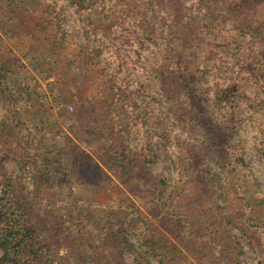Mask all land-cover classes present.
<instances>
[{
	"label": "rangeland",
	"instance_id": "1",
	"mask_svg": "<svg viewBox=\"0 0 264 264\" xmlns=\"http://www.w3.org/2000/svg\"><path fill=\"white\" fill-rule=\"evenodd\" d=\"M42 1L24 8V14L37 17ZM45 1L53 8L59 26L56 35L59 48L58 43L52 50L43 49L42 44L33 45V50L26 53L28 40L14 37V27L0 17V55L10 57L9 72H0V137L8 144V150L16 151L17 157L10 160L8 171L22 181L31 201L35 193L32 186L37 185L39 191L57 202L50 213L39 212L35 219L54 259L63 264H77L56 235V219L64 213L66 228L71 233L80 232L93 240L102 230H120L127 264H138L139 260L159 264L158 256L139 245L145 232L151 230L166 237L164 249L171 255L168 264H264V205L259 204L264 199V32L233 29L241 23L225 12L222 0H183L180 13L171 15V11L161 6L154 11L152 26L144 23L150 34L144 36L141 50L133 29L140 19L139 14L133 13L135 3L126 0V6L121 8L119 1L117 19L110 23L119 28L118 39L129 40L130 48L135 50L131 58L100 26V22L109 20L104 0H84L87 9L68 0ZM15 3L23 7V2ZM2 5L0 0V11ZM258 10L264 14V1ZM175 17L188 27L193 25V19L198 26L205 24L204 35L210 46L203 39L199 40L198 48L195 41L192 47L183 44L179 47L187 77L203 97L210 117L226 126L229 142L237 148L234 153H230V147L225 149L222 155L227 159L222 163L218 156L205 154L206 132L200 129V124L190 121L188 111L181 123L166 114L167 103L152 79V72L160 64L158 47L171 49L170 21ZM214 34L227 36L226 40H215ZM51 52L55 54L51 59L58 58V66L55 64L52 70L47 63L29 59L40 54L49 56ZM116 62L119 63L115 67ZM246 67L255 70L254 75L247 77L249 80ZM78 90L87 96L88 103L74 102L73 94ZM61 95L66 99L61 105L67 109L69 123L62 122L54 108V98L57 100ZM108 106L113 108L115 117L107 114ZM77 110L90 128L103 125L106 132L109 123L126 125L125 134L133 149L137 148V137L146 144L152 160L149 170L135 164L126 187L108 169L105 170L110 178H106L95 158L107 153L105 147L91 139L96 134H92L90 143L81 140L87 133L72 119ZM130 118L139 122L138 133L127 122ZM162 133L178 142L177 147L169 148L184 167L181 175H177L174 158L161 145ZM70 139L71 145L78 142L84 151L77 155L69 153ZM192 147H199L200 159L191 158ZM238 151L248 167L239 166L235 157ZM24 163L31 171L23 167ZM213 171L218 184L209 179ZM139 174L142 180L135 181ZM160 177L170 184L166 189L172 194L170 203L152 192L150 183ZM127 191L144 214V221L126 217L116 209L117 198L126 197ZM245 196L248 203L243 202ZM98 198L101 203L93 204ZM127 219L144 225L129 232L121 231ZM187 228L200 237L184 234ZM83 252L86 258L83 257L82 263L95 264L89 250L84 248ZM99 253L104 254L102 259L108 256L107 250ZM0 264L21 262L13 254H6L0 245Z\"/></svg>",
	"mask_w": 264,
	"mask_h": 264
},
{
	"label": "trees",
	"instance_id": "2",
	"mask_svg": "<svg viewBox=\"0 0 264 264\" xmlns=\"http://www.w3.org/2000/svg\"><path fill=\"white\" fill-rule=\"evenodd\" d=\"M68 1L77 4L78 7L82 9H87V6L83 4L84 0ZM104 1L107 6L106 11L109 13V20L100 22V26L103 30L109 33L110 40H115L118 44H120V46H123L126 53L132 58L135 54V50L130 48L129 40L124 37L118 39L121 32L118 27H115L112 23H110V20L117 19V15L119 13L117 12V8L119 6L117 2L120 1V6L122 8L126 6L127 1ZM132 1L135 3V10L133 13L140 15V19L137 21V25H133V29L140 43L141 50H143L144 47V36L146 34H150L146 31L144 23L147 22L150 26H152V16L154 11L161 6L167 12L171 11L169 14L174 15L182 11L183 3V0ZM263 1L264 0H222V4L225 12L230 15V17L240 21L241 23V26H238L239 28H236L237 26H235L233 29H243L245 32L253 29L254 31L260 30L261 32H264V14L260 13L258 10L259 5ZM15 2H23V7L21 5H16ZM35 2L38 3V0H3L2 9L0 11L1 21L7 22L9 25L14 27V37H17L20 40L25 37L28 40L26 53H29L28 50H33V45L42 44L43 49L51 48L52 50L58 43L57 47L59 48L60 41H58L56 36L59 32V26L54 20L53 8L51 5L47 4L48 2L43 0L38 5L39 9L36 14L37 17L30 14H24V8H30ZM192 23L193 25L188 27L187 23H182L180 19H177L176 17L174 20L170 21L171 31L169 34L171 37L169 39V45H171V49L162 45L158 47L160 64L158 69H155L152 72V79L159 94L167 103L166 114H170L176 122L181 123L185 121V112L188 111L190 113V121H195L196 124H200V129H203L204 132H206L205 138L207 147H205V154L210 157L218 156L219 158H217V160H220V163H222L221 161L223 159H227L223 158L222 152L225 153V149L230 147V153H234L237 151V148L230 144L226 126L210 117L209 111L204 106L203 97L199 94L187 77L185 63L183 62L182 55L180 53L182 51L180 49L181 46L179 47L180 44L192 47V42L195 41V48H198L199 40L205 39V29H203L205 28V24L198 26L194 19ZM234 23L238 25L237 21H234ZM220 29H223V27ZM4 33H7L6 29L4 30ZM212 33L213 32L209 33V35ZM213 36L215 40H220L221 42L225 41L227 37L217 34H214ZM205 41L207 46L211 45V43H209L206 39ZM51 54L52 55L49 56H44V54H40V56L36 55L34 57L31 56L29 59L31 61L36 60L38 62L47 63L50 65L48 69L52 70L55 64L58 66V58L56 56L55 60L51 59V57L55 55L54 52H51ZM9 60L10 57L7 54H3V56L0 55V72H9ZM118 63L119 62H116L114 64L115 67ZM246 71L248 75L246 78L249 77V75H254L255 73L253 67H246ZM58 75H60V73ZM247 79L249 80V78ZM65 83V85L69 84L67 82ZM63 94L64 97H67L66 92H63ZM73 95L74 102L78 105L89 102L87 96H84L79 90L78 92L75 91ZM64 97L61 95V97L57 98V100L54 98V108L57 112L58 118H60L64 123H69V119L67 118V109L61 105L62 100L65 99ZM112 99L113 96L111 97L110 104H112ZM107 114H110L113 117L116 116L113 108L110 106L107 108ZM72 119L79 123L87 133L85 137L81 138L82 141L90 143V137L92 134H96V136L91 139H93L96 143L102 144L107 152L103 155L97 154L95 158L101 163V165H96L100 170H104L106 172L108 169L110 172H113L115 176L119 178L121 186L126 187L128 180L127 177H130V174L133 173L132 170L134 169L135 164L141 165V168L146 171L149 170L152 160L148 155L146 144L142 141V139L137 137V148L133 149L125 134V131L128 132L126 125L120 126L119 123H109L106 125V132L102 130L103 125L100 128L97 126L90 128L88 121L83 117L79 110H77L75 114L72 113ZM127 122H131L133 127H135L134 133H138L140 129L137 119L130 118L127 119ZM182 126L184 125H181V127ZM89 129H94L95 132L91 133ZM160 139L161 145H165V149L168 151L171 159L173 160L174 158L173 163L177 166V175H181L185 171L183 170L184 167L179 161H176V156L169 148L170 145L172 147H177L178 142L169 134L165 133L160 135ZM71 141L72 139H70L69 147L67 148L69 153L77 155V153L84 151L83 145L78 142H73L71 145ZM7 147L8 144L2 137H0V245L6 254H13L19 259L21 264H63L54 259L46 239L43 238L37 230V222L35 220L38 217L39 212L50 213L55 205H57V202L51 200L49 196H45L44 192L39 191L40 188H38L37 185L32 186L35 188V193H33L32 197L34 201H31V198L25 191L24 185H22V181L15 179V177H13L8 171L10 160L16 159L17 156L14 149L8 150ZM199 152V147H192L190 150L191 158L197 157L200 159ZM235 157L238 159L239 166L248 167L245 164L243 154L241 152L238 151ZM188 164L191 163L189 162ZM224 165H226V162ZM23 167H27V169L31 171V168L27 163H24ZM114 167L118 170H115ZM107 172L105 175L106 178L109 179L110 177L107 175ZM209 176L210 180H214V183L218 184V180L215 179V171L210 172ZM142 178L143 176L139 174L137 175V179H135V181H141ZM150 184L153 186L152 192L157 195L158 199L165 200L170 203L172 194L171 192L166 191V189L170 187V184L164 177H160ZM120 185L114 184L115 187L121 189L122 187ZM143 185L146 184L144 183ZM120 191L124 193L123 190ZM128 194L129 192L127 191L126 197L117 198L116 209L124 213L126 217L144 221V214L139 210L137 204L134 202V198ZM247 198L248 196L243 197V202L248 203ZM100 203L99 198L93 200V204L95 205H99ZM259 204L260 207L263 206L264 199L259 200ZM168 206L171 207V204H168ZM161 212L164 213V209ZM63 216L64 213L58 214L57 219L55 218L57 225L55 229L56 235L60 237L61 245L65 246L66 249L74 255L77 264H83V257L86 258L83 252L84 248L89 250V256L95 264H127L124 257V243L122 242L123 239L120 235V230H102L96 240L95 238L93 240L91 237L85 236L80 232L75 234L71 233L69 229L66 228V221L63 219ZM245 219L247 218L245 217ZM194 220H198L197 214L194 215ZM124 222L125 224L123 223V225H121V231L124 232H129L132 229H138L144 225H136L128 219ZM213 223L215 222L213 221L211 224ZM41 228L46 231L44 226H41ZM184 234L194 238L200 237L196 236V233L188 228ZM164 244L167 246L166 237L154 233L152 230L150 232H145V236L139 243V245L143 246L148 253L158 256L157 260L159 264H168V260L170 261L171 255L165 251ZM99 250H107V254H105V256H108L104 257L105 259H102V255L104 254L101 255ZM192 253H198V251H194ZM138 264L150 263L149 261L147 263L146 260H139Z\"/></svg>",
	"mask_w": 264,
	"mask_h": 264
}]
</instances>
